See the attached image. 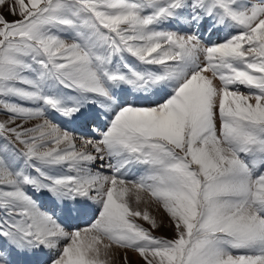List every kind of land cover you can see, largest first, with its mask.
<instances>
[{"label": "snow or ice", "instance_id": "snow-or-ice-1", "mask_svg": "<svg viewBox=\"0 0 264 264\" xmlns=\"http://www.w3.org/2000/svg\"><path fill=\"white\" fill-rule=\"evenodd\" d=\"M0 264H264V0H0Z\"/></svg>", "mask_w": 264, "mask_h": 264}, {"label": "rangeland", "instance_id": "rangeland-1", "mask_svg": "<svg viewBox=\"0 0 264 264\" xmlns=\"http://www.w3.org/2000/svg\"><path fill=\"white\" fill-rule=\"evenodd\" d=\"M9 19H13V17H9ZM157 234L159 235H165V236H171V231L167 228L162 229L160 232H158Z\"/></svg>", "mask_w": 264, "mask_h": 264}]
</instances>
